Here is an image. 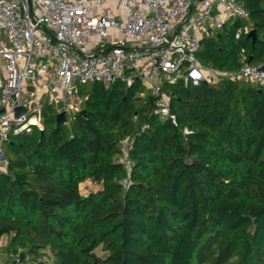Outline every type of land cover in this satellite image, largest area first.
Here are the masks:
<instances>
[{
    "label": "trees",
    "instance_id": "1",
    "mask_svg": "<svg viewBox=\"0 0 264 264\" xmlns=\"http://www.w3.org/2000/svg\"><path fill=\"white\" fill-rule=\"evenodd\" d=\"M239 3L249 20L207 33L202 66L238 71L242 49L264 62V0ZM164 90L178 126L141 80H117L82 88L87 116L58 124L47 105L43 132L11 136L0 252L26 264H264V85ZM88 182L98 189L84 194Z\"/></svg>",
    "mask_w": 264,
    "mask_h": 264
},
{
    "label": "built area",
    "instance_id": "2",
    "mask_svg": "<svg viewBox=\"0 0 264 264\" xmlns=\"http://www.w3.org/2000/svg\"><path fill=\"white\" fill-rule=\"evenodd\" d=\"M249 18L239 0H0V172L10 137L43 132L47 105L71 121L88 84L139 79L157 99V116L175 126L166 83L264 85V62L252 64L244 49L238 71L204 67L197 58L207 33ZM11 262L26 264L0 255V264ZM42 262L53 264L47 255Z\"/></svg>",
    "mask_w": 264,
    "mask_h": 264
},
{
    "label": "water",
    "instance_id": "3",
    "mask_svg": "<svg viewBox=\"0 0 264 264\" xmlns=\"http://www.w3.org/2000/svg\"><path fill=\"white\" fill-rule=\"evenodd\" d=\"M190 14V13H189ZM189 14L186 16V18H188ZM182 25V24H181ZM181 25H179L176 29V31L174 32V35L177 33V31L180 29ZM249 36L253 39V44L255 43V39H256V33L255 31H251ZM31 91L32 88H29ZM3 112V110L1 111ZM22 112H24V109L23 108H18L16 110V115L19 116ZM80 115L81 116H87V111L86 110H82L80 112ZM56 120H57V123L58 124H64L66 123V117H65V114L64 113H61V114H58L57 117H56ZM42 123L44 124V120L42 121Z\"/></svg>",
    "mask_w": 264,
    "mask_h": 264
},
{
    "label": "rangeland",
    "instance_id": "4",
    "mask_svg": "<svg viewBox=\"0 0 264 264\" xmlns=\"http://www.w3.org/2000/svg\"><path fill=\"white\" fill-rule=\"evenodd\" d=\"M81 189H82V192H83L84 194H88V193L91 192V191H95V190H97V189H98V186L94 185V184L91 183V182H88V183H86V184H82V185H81ZM6 243H7V238H3V239H1V240H0V247L6 245ZM0 254H1L2 257L4 258V260H6V256H5V254H3L2 252H0Z\"/></svg>",
    "mask_w": 264,
    "mask_h": 264
}]
</instances>
